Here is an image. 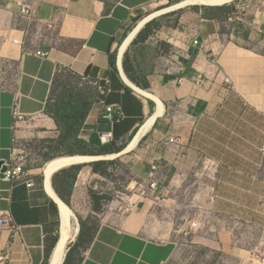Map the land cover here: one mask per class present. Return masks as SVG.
Listing matches in <instances>:
<instances>
[{
	"label": "crops",
	"instance_id": "crops-1",
	"mask_svg": "<svg viewBox=\"0 0 264 264\" xmlns=\"http://www.w3.org/2000/svg\"><path fill=\"white\" fill-rule=\"evenodd\" d=\"M230 3L235 10L250 8L251 28L245 36L239 30L224 34L222 19L212 13L215 6L212 12L208 8H188L179 15L181 29L162 38L169 49L154 58L135 79L131 70L125 73L122 62L121 70L117 65L113 69L111 58L122 59L137 34L129 37L132 29L124 38L127 28L135 17L153 6V0H121L113 7L104 0H36L38 24L26 38L15 19L14 1L0 0V57L18 63L20 110L30 120L27 127L22 125L13 131V96L9 90L0 89V161L10 160L14 135L31 136L33 142L42 146L58 137L56 124L45 113V106L60 68L107 89L96 95L80 130L82 139L112 132L113 142L124 144L143 122L151 119L146 133H151L156 148L162 146L165 153L155 152L149 163L157 165L158 174L162 162L169 165L166 174L159 177L165 184L168 176L176 173L172 162L188 158L190 139L204 135L202 123L218 114L227 101L235 98L264 115V0ZM23 39L29 46L48 51V55L23 52L15 41ZM235 39L254 42L246 46ZM113 104L121 108L123 118L111 123L106 107ZM158 138L164 140L158 143ZM148 145L152 144H147V148ZM203 145L196 142L195 147L203 149ZM176 151L179 155L174 154ZM150 166L143 175L148 176ZM182 169L181 174L185 172ZM30 172L31 187L21 181L4 180L0 173V216L5 212L10 224L18 228L14 235L7 228L0 229V251L8 250L0 264H42L57 223L61 226L58 195L50 188L51 179L41 168L31 167ZM251 190L250 187L248 192ZM161 195L156 187L101 222L80 264H166L174 256L176 243L170 221L157 213L164 204ZM250 205L243 202L244 209L231 211L252 212ZM221 237L217 235L215 242L208 240L219 249L232 243L231 238ZM229 255L233 260L245 259L239 253Z\"/></svg>",
	"mask_w": 264,
	"mask_h": 264
},
{
	"label": "rangeland",
	"instance_id": "rangeland-1",
	"mask_svg": "<svg viewBox=\"0 0 264 264\" xmlns=\"http://www.w3.org/2000/svg\"><path fill=\"white\" fill-rule=\"evenodd\" d=\"M179 1L182 0L177 2ZM177 2L169 0L166 4L149 7L131 22L125 32L126 36L140 20ZM209 7L187 5L168 10L146 21L139 29L143 33L136 39L138 33L134 36L124 51L126 57L123 53L121 59V62L126 59L133 78L138 79L140 72L146 70L154 58L169 49L162 38L172 30L181 29L178 19L184 10ZM249 10V7H245L244 10L221 12V31L228 35L239 30L245 36L251 28ZM253 40L234 41L251 46ZM120 44L116 47V55ZM143 57L145 60L141 61ZM65 81L76 87L86 84L82 79H68L66 72L61 71L55 77L53 97L60 93L61 83ZM201 130L204 135L200 134V139L195 135L190 139L188 160L178 162L175 159L176 162H172L176 173L171 178L168 176L169 181L165 184L159 179L169 167L165 162L161 163V173L157 172L155 178L150 180L142 174L148 170L149 161L155 152L165 153L162 146L156 148V143L152 142L155 138L149 132L132 150L116 157L113 154V157L105 159L104 164L99 167L103 171L102 175L91 171L90 162L83 163L85 167L78 173L69 191L68 206L75 215L78 230L67 244L64 260L70 248L75 246L82 227L91 234L101 222L155 191L156 189L150 188V183L155 182L158 191L162 192L161 201L164 202L157 213L161 219L170 221L172 238L176 243L174 256L166 264H264V115L246 108L233 98L226 102L218 114L204 121ZM157 140L161 143L164 139ZM127 142L124 143V148ZM196 142L203 143V149H197ZM149 143L152 145L147 148ZM174 154L179 155V151ZM47 161L49 160H45L42 155L36 168L42 169ZM180 163L184 166H180ZM182 168L185 170L183 174L179 173ZM168 183L175 184L172 186ZM250 187L252 190L248 192ZM65 192L68 193L67 190ZM243 202L251 203L249 208L252 212L231 211L244 209L241 206ZM68 222L69 218L64 216V226ZM58 226L59 222L56 225V238L59 235ZM217 235L231 238L232 243L222 249L211 245L209 240L215 242ZM54 237L52 235L50 240L53 241ZM85 250L83 244L75 248L72 259L82 257ZM230 253H239L245 259L233 260ZM72 259L68 264H72Z\"/></svg>",
	"mask_w": 264,
	"mask_h": 264
},
{
	"label": "trees",
	"instance_id": "trees-1",
	"mask_svg": "<svg viewBox=\"0 0 264 264\" xmlns=\"http://www.w3.org/2000/svg\"><path fill=\"white\" fill-rule=\"evenodd\" d=\"M178 0H175L177 2ZM215 11L212 12L213 6H210L208 9L210 12L217 15L221 18V12L226 10H231V6H215ZM135 19V18H134ZM143 33L141 29L135 39ZM126 36V34H125ZM126 57V52L124 53ZM111 67L116 70V58H111ZM122 67L126 74H128V68L126 59L122 61ZM68 79H77L81 80V76H78L72 72H66ZM130 77V76H129ZM54 83L49 95V99L45 106V113L53 118L56 129L58 131V137L51 142L45 144V152H43V157L45 160H52L54 158L62 156H72V155H84V156H100V155H111L119 153L123 148L124 144L117 145L115 142L111 141L109 143H101L99 137L95 134L91 135L89 140L82 139L79 134L80 130L84 124L86 116L91 108L92 103L96 99L95 90L90 87L88 84H83L80 87L70 85L69 82L65 81L61 83V91L56 96L53 97L54 93ZM135 134V133H134ZM133 134V135H134ZM132 135V136H133ZM107 154V155H106ZM48 162V161H47ZM104 160L92 161L89 163L93 173L103 174V171L99 167L104 164ZM85 163V162H81ZM67 167V166H66ZM83 167L82 164L78 163L77 165H69L67 168L63 167L60 170L49 175L51 177L50 188L54 189L58 197L68 206L70 202V190L72 189L73 182L80 173V169ZM52 175V176H51ZM66 175H69V178H66ZM48 179V182H49ZM68 191V193L65 192ZM53 191V192H54ZM69 207V206H68ZM70 208V207H69ZM59 227V226H58ZM97 229V228H96ZM96 229L92 231L91 234L88 233V229L82 227L81 232L79 233L77 242L74 247H71L67 252L63 264H68L72 259V254L74 253L75 248L83 244V248L87 249L90 243L93 240ZM55 231L57 229L55 228ZM56 234V232H55ZM53 241L50 240V243L46 246L45 257L42 264H47L51 251L55 245L57 235ZM82 243V244H81ZM74 259V261H73ZM72 264H80L81 257L73 258Z\"/></svg>",
	"mask_w": 264,
	"mask_h": 264
},
{
	"label": "built area",
	"instance_id": "built-area-1",
	"mask_svg": "<svg viewBox=\"0 0 264 264\" xmlns=\"http://www.w3.org/2000/svg\"><path fill=\"white\" fill-rule=\"evenodd\" d=\"M15 4V19L22 26L23 37H29L33 28H35L38 24V19L35 16V1L36 0H13ZM110 7L119 4L121 0H104ZM169 0H153V5L157 6L162 3H168ZM50 26V24H49ZM18 42L23 52L34 53L40 57H46L48 55V51H43L38 48L33 47L26 44V41L23 39L21 41L15 40ZM197 40H194V43H197ZM58 72H69L65 69H57ZM18 63L17 61L0 57V89L1 90H9L12 93L13 100L11 105V114L13 119V131H16L19 128L28 126L30 120L27 116L20 110V100L21 93L18 89ZM85 83H87L90 87H92L96 95L104 94L107 89L105 86H100L94 80H87L85 77H81ZM228 82V79H225ZM106 117L111 123L119 121L123 118V113L121 108L116 105H109L106 107ZM99 139L101 143H109L113 141L112 132H103L99 135ZM33 142L31 136H13L12 139V149H11V158L9 161H4V165L6 166V170L3 171L2 178L7 181H21L26 184L27 187L32 186L31 181V167H36L38 162H41L43 151L45 148L43 146L38 145ZM42 153V155H41ZM156 165L152 164L150 171L148 173V177L150 180L156 177ZM156 183L151 182L150 188L156 189ZM7 228L12 231L14 235L18 228L13 224H10L9 216L5 212H3L0 216V229ZM8 250L0 251V261H4L7 257Z\"/></svg>",
	"mask_w": 264,
	"mask_h": 264
},
{
	"label": "bare ground",
	"instance_id": "bare-ground-1",
	"mask_svg": "<svg viewBox=\"0 0 264 264\" xmlns=\"http://www.w3.org/2000/svg\"><path fill=\"white\" fill-rule=\"evenodd\" d=\"M232 0H182L177 2L176 4L160 9L158 11H154L153 13L146 16L144 19L140 20L138 24L133 28L131 31L129 37L133 36L137 30L148 20L153 18L154 16H157L163 12H166L171 9L184 7L187 5H206V6H220L224 4H229ZM120 59V56L118 57ZM162 107V106H161ZM151 125V119L143 122L141 126L138 128L136 134L130 139L129 142H127L126 148L122 150V152H126L129 150H132L136 147L141 137L146 133L148 128ZM116 156V154H114ZM107 155V156H84V155H72V156H62L54 158L48 162H46L42 168L43 173L45 174L46 178L54 173L56 170L69 166L71 164H76L81 162H88L89 160H92L93 158H103L108 159L114 156ZM52 176V175H51ZM51 179V178H50ZM59 206H60V217H61V226L58 227L59 229V238L56 240L55 245L51 251L48 264H62L64 260V256L67 249V244L70 240H72L78 230L77 224L75 223V215L73 211L58 197H56ZM64 216H67L69 218V222L67 223V226H64L63 220Z\"/></svg>",
	"mask_w": 264,
	"mask_h": 264
},
{
	"label": "water",
	"instance_id": "water-1",
	"mask_svg": "<svg viewBox=\"0 0 264 264\" xmlns=\"http://www.w3.org/2000/svg\"><path fill=\"white\" fill-rule=\"evenodd\" d=\"M140 29V28H139ZM138 31L139 30H137V33H138ZM116 65H117V67L121 70V60L118 58V56H117V59H116ZM120 153H122V151L121 152H119V153H115L116 154V156H118ZM116 156H114V157H116ZM99 157H101V156H99ZM97 160H105V159H103V158H93L92 160H89L88 162H92V161H97ZM78 163H76V164H72V165H77ZM62 169V168H61ZM6 170V166L4 165V161L3 160H1L0 161V173H2L3 171H5ZM57 171V170H56ZM55 171V172H56Z\"/></svg>",
	"mask_w": 264,
	"mask_h": 264
}]
</instances>
